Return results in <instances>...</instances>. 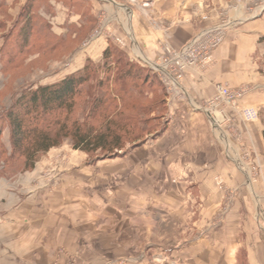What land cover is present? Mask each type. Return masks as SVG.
Wrapping results in <instances>:
<instances>
[{
  "label": "rangeland",
  "instance_id": "1",
  "mask_svg": "<svg viewBox=\"0 0 264 264\" xmlns=\"http://www.w3.org/2000/svg\"><path fill=\"white\" fill-rule=\"evenodd\" d=\"M3 1L0 6V195L2 190H8L9 196L15 197L8 202V207L0 210V240L12 237L5 250L0 247V264H188L179 262L168 251L179 239L189 236L193 228L190 220L198 217L195 211L202 206L199 192L191 191L195 185L192 175L181 171L182 174L172 177L173 171H167L172 184L184 187L183 202L178 209L179 216L166 212L165 219L158 220L164 212L157 203L161 197L152 181L157 169L154 167L149 173L140 168L142 150L139 148L161 137L168 127V111L157 113L156 97L161 98L162 92L165 93L168 110L169 93H174L156 66L172 61L168 70L180 82L188 71L208 75L215 66L216 51L235 26L234 19L260 16L264 12V0L210 4L211 11L206 13V18L212 21L210 24L199 27L179 47L165 33L159 41V56L151 60L136 46L130 34L134 27L143 25L151 31L158 30L157 20L161 17L155 0H0V3ZM30 1L32 9L27 14L35 13L30 16L31 20L23 14ZM226 24L230 25L227 30L201 35L193 52L181 56L184 47L199 34ZM108 49L114 51L108 61L112 67L109 90L118 89L113 77L124 69L126 61L134 73L148 80L143 86L149 92L147 102L139 104L136 95L127 92L130 98L124 101L125 114L139 118L133 110L151 103L155 106L153 117L161 118L146 126L149 135L138 134L136 129L139 142L133 144V138L129 139L120 152L108 155L98 151L87 155L74 150L71 139H65L58 147L41 154L32 169L24 171L23 155H12L10 129L5 122L7 111L27 91L57 84L86 66L90 71L96 70L104 63ZM119 57L122 63L117 66L114 61ZM207 57L210 61L205 60ZM10 59H16L15 64H8ZM107 77L97 70L91 89L94 96L107 93L106 105L113 96L106 87ZM99 82L104 84L101 88L97 87ZM126 83L135 84L134 81ZM217 86L244 92V96L251 90L249 86L235 89L218 84L216 94ZM213 99L206 101L201 109L208 122L201 117L200 123L204 119L206 125L198 130L211 131L216 143L221 144L217 143L218 151L206 150L195 160L204 169V176L208 175L205 194L210 205L206 209L210 225L203 234L206 229L228 232L243 229L245 223L246 231L258 233L260 222L264 227V111L261 114L251 107H243L241 99L237 103L239 110L224 103L211 107L208 102ZM88 102L91 101L83 97L77 101L76 113L70 122L78 120L84 124L88 120L86 123L99 127L100 111L95 112L94 121L90 120ZM243 110H253L256 118H246ZM230 111L247 123L260 121V156L253 151L256 145L252 139L241 141L238 129L231 125L234 122ZM108 171L127 172L111 180ZM33 194L36 210L29 212L28 197ZM144 220L141 225L140 221ZM128 223H133L132 230L125 225ZM150 244L154 246L148 247Z\"/></svg>",
  "mask_w": 264,
  "mask_h": 264
},
{
  "label": "crops",
  "instance_id": "2",
  "mask_svg": "<svg viewBox=\"0 0 264 264\" xmlns=\"http://www.w3.org/2000/svg\"><path fill=\"white\" fill-rule=\"evenodd\" d=\"M226 2L227 0H155L154 4L161 17V20H157L160 25L158 30L151 31L143 25L144 28L134 27L130 36L136 46L143 49L146 58L151 60L159 56V41L164 38L165 33L174 46L186 44L199 27L212 22L206 18V13L209 14L211 11L208 9L210 4L219 6ZM234 25L225 43L216 51L215 66L208 75L188 71L178 89L173 90L174 93H169V122L165 134L139 148L142 150L141 171L149 172L154 167L157 169L153 172L155 179L152 181L154 185L156 184L155 192L160 193L161 197L157 203L162 213L164 212L158 220H164L166 212L179 216L178 209L182 207L183 202L181 197L184 187L180 184H172L167 171H173L172 177L182 174L181 171H189L192 175V182L195 185L191 191L199 192L202 206L195 211L198 217L194 216L190 220L193 228L189 236L183 238V242L179 239L174 243L172 251H168L173 252L179 262L187 261L188 264H264V227L261 226L260 220H257V223H261L258 225L260 229L258 233L251 234L246 231L245 223L243 229L236 228L231 232L206 229L203 234L204 229L210 225L206 211L210 205L205 194L208 192V185L205 184L208 175L204 176L202 172L204 169L196 164L195 160L198 159V154L206 150L218 151L220 142L216 143L214 137L210 135L211 131L204 130L202 133L198 130L200 126L204 129L206 125L204 119L200 123L201 117L206 119V114L201 109L206 101L215 97L216 85L223 84L235 89L251 87L241 99V105L251 107L259 113L264 111V81H261L264 76V12L257 17L245 16L243 19H234ZM229 114L233 116L234 123L231 125L238 129L237 133L241 141L252 139L256 145L253 151L260 156L262 150L260 121L247 123L240 116L233 115L231 111ZM206 121L208 122L207 119ZM126 172L108 171L111 180L113 177L123 176ZM95 175L93 173V176ZM6 191L8 190H2L0 195V210L8 207V202L15 197L9 196ZM28 200L29 212L36 210V195H30ZM178 221L182 222L179 219ZM144 222L145 220L140 221L141 225ZM113 223L114 221L110 222L112 226ZM171 223L174 225L173 222ZM125 225L130 230L133 229V223ZM11 238L0 240V247H4L3 250L8 246ZM11 246L13 247V244ZM152 246L154 244L148 245V247ZM186 253L188 256L185 255Z\"/></svg>",
  "mask_w": 264,
  "mask_h": 264
},
{
  "label": "trees",
  "instance_id": "3",
  "mask_svg": "<svg viewBox=\"0 0 264 264\" xmlns=\"http://www.w3.org/2000/svg\"><path fill=\"white\" fill-rule=\"evenodd\" d=\"M3 4L4 1L0 3V6ZM31 5L30 1L23 14H27V10L32 9ZM32 14H27L28 19H33V17H30ZM113 54V50H106L104 63L94 71H90L89 66H86L81 72L69 75L57 84L38 87L32 92L23 93L7 111L5 122L10 129L12 155L17 153L23 155L24 171L32 169L41 154L58 147L65 139H71L74 150L84 152L87 155L95 154L98 151L110 155L124 150V145L129 139L133 138V144L139 142L140 135L138 134L140 132L149 135L146 126L150 122L161 118L153 117L155 106L146 103L147 105L134 109V113L138 112L137 116L140 115L137 118L133 115L131 117L129 113L125 114L127 106L124 104L125 99L129 97L126 94L127 92L134 93L139 104L144 101L147 102L149 92L148 89L143 90V86L146 85L145 83L148 80L134 73L130 63L126 61L125 70L121 69L122 71L113 77L115 79L113 80L114 84L118 83L116 85L118 89L109 90V84L112 82L109 73L112 72V67H110L108 61ZM121 61L119 57L114 63L119 66L122 63ZM15 62L16 59H10L8 64H15ZM97 70L108 76L106 87L108 93L113 95L110 96L111 100L108 105H106L108 100L104 102L107 93H104L103 96H94L91 92ZM139 80H142L141 85L136 86V82ZM126 81H134L135 84H127ZM103 85L102 82H99L97 87L101 88ZM159 86L163 88L161 85ZM83 87H87V91H83ZM165 96V93L162 92L161 98L156 97L158 100L157 113L164 110L165 112L168 111ZM82 97L91 101L87 104L90 105L87 111V117L90 120L94 121L95 112L100 111L98 118L101 125L99 127L94 126L92 122L86 123L88 120L84 124H81L78 120L70 122L71 116L76 113L77 101ZM116 101L118 103L114 106L112 103Z\"/></svg>",
  "mask_w": 264,
  "mask_h": 264
},
{
  "label": "built area",
  "instance_id": "4",
  "mask_svg": "<svg viewBox=\"0 0 264 264\" xmlns=\"http://www.w3.org/2000/svg\"><path fill=\"white\" fill-rule=\"evenodd\" d=\"M229 27H230V25H228V24L218 25V26H215L213 28H210L209 31L203 32V34H199V36L192 39V41L189 42L184 47V49L182 50L183 53L181 54V56L186 57V55L191 54L193 52V48L195 47L196 44H198L201 35H210L213 33L221 32V31L227 30ZM205 60L210 61V58L207 57V58H205ZM171 63H172V61L166 60L165 62H163V64H158V66H156V68L158 71H160L164 75V78H165L166 82L169 84V86L170 87L172 86V89L176 90V88H178L180 85V80L178 78H176L168 70V67L171 65ZM244 94L245 93L241 92V91L240 92L239 91H232L226 87L217 86V94L212 101L208 102V104L211 107H215L219 104L224 103L226 105H230V106L234 107L236 110H239L237 103L239 102L240 99H242ZM243 115L248 119H255L257 116V114L253 110H243ZM213 118H214V116H213ZM214 121H215V118H214Z\"/></svg>",
  "mask_w": 264,
  "mask_h": 264
}]
</instances>
